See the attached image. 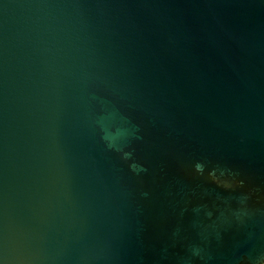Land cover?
Returning <instances> with one entry per match:
<instances>
[{"label":"water","instance_id":"water-1","mask_svg":"<svg viewBox=\"0 0 264 264\" xmlns=\"http://www.w3.org/2000/svg\"><path fill=\"white\" fill-rule=\"evenodd\" d=\"M0 264H264V0H0Z\"/></svg>","mask_w":264,"mask_h":264}]
</instances>
